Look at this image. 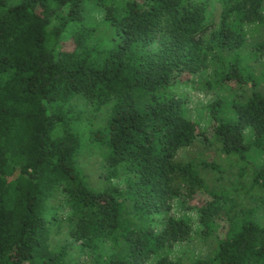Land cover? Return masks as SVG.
I'll list each match as a JSON object with an SVG mask.
<instances>
[{"label": "trees", "instance_id": "trees-1", "mask_svg": "<svg viewBox=\"0 0 264 264\" xmlns=\"http://www.w3.org/2000/svg\"><path fill=\"white\" fill-rule=\"evenodd\" d=\"M212 141L264 153V0H0V264H264V165L211 191L180 153Z\"/></svg>", "mask_w": 264, "mask_h": 264}, {"label": "rangeland", "instance_id": "rangeland-1", "mask_svg": "<svg viewBox=\"0 0 264 264\" xmlns=\"http://www.w3.org/2000/svg\"><path fill=\"white\" fill-rule=\"evenodd\" d=\"M220 5H215L213 9V21L219 22L220 17ZM71 46H68L70 49ZM184 86V93L188 96V111L189 115L198 123H200L201 128L206 132L212 130V126L209 121L208 112L206 110L207 106L218 99V96L209 89V86L204 82L200 76H190V78L182 84ZM237 90V87L235 88ZM181 90V88H180ZM222 96H226L225 91L221 92ZM180 159L182 161H194L196 163L204 162L205 164H215L221 169V172H214L212 169L205 171L204 175L207 177L209 190L219 192H229L230 195H236L242 193L240 182H245L249 187L251 182V177L253 169H258L264 165V153L254 149L249 155V165L246 166L249 171L248 175H243L244 164L239 162L235 157H228L222 154L219 150L217 144L212 141L208 143H197L194 146L184 149L180 153ZM100 158H92L86 162V173L89 175L90 182L95 187H103L104 176L108 172L107 168H100L98 166V161ZM211 168V167H210ZM245 168V169H246ZM205 169V168H204ZM116 183H120L118 180ZM211 198L205 192H200L196 195L193 201H189L188 205L192 207L193 205L203 204L209 201ZM239 201V200H238ZM189 214L195 218L194 212L189 211ZM264 214V210H263ZM194 253L196 255H202L205 257L207 255V248L204 246H198L197 243L194 245ZM204 249H203V248ZM186 251V249H185ZM202 251V252H201ZM178 255L180 252L177 253ZM186 260L184 264H187Z\"/></svg>", "mask_w": 264, "mask_h": 264}]
</instances>
